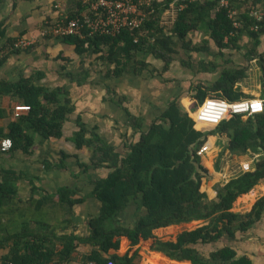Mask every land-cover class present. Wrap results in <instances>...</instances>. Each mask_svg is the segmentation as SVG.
Masks as SVG:
<instances>
[{
	"label": "trees",
	"instance_id": "16d2710c",
	"mask_svg": "<svg viewBox=\"0 0 264 264\" xmlns=\"http://www.w3.org/2000/svg\"><path fill=\"white\" fill-rule=\"evenodd\" d=\"M94 1L67 0L63 12L87 21L92 17L89 7ZM227 2L156 0L148 7L144 24L135 30L125 29L116 36L86 31L84 37H54L75 44L79 55L91 50L100 54L99 59L108 67L107 74L115 76L143 73L150 67L148 59L152 55L163 61V71H167L177 59L188 66L187 57H179L180 51H205L210 59L200 57L196 65L189 63L193 74L218 72L219 77H199L194 81L189 98L197 100L196 110L208 98L236 101L246 96L235 87L245 78L248 67L230 65L225 59L226 50L246 46L247 56L259 57L264 65V53L258 49L264 35V17L258 20L251 14L253 8L264 11V0ZM172 3L177 8L176 17L166 24L163 12ZM235 10L238 14L234 18L231 13ZM235 19L240 26H235ZM195 33L202 35L201 42H194ZM245 36L249 40L242 45ZM15 40L10 42L11 49L22 50L13 49ZM1 61L0 58V64ZM82 74L86 80L90 71ZM43 76V72L36 71L16 82L0 80V96L10 95L31 107L9 124L8 131L0 129V150L6 137L14 142L12 150L29 151L37 140L63 136L64 124L75 109L71 92L65 85L41 84ZM133 118L140 138L126 145L125 154L104 140L96 127L91 128L81 118L77 121L79 129L70 139L78 149H89L91 153L89 162L79 165L85 172L91 168L110 169L106 176L93 180L89 193L81 187L63 186L55 193L24 199L18 195L20 176L0 167V252L7 250L0 264H134L149 251L163 253L169 264H254L228 244L209 254L201 248L215 245L224 235L229 241L235 239L238 231H247L264 213V196L248 213L233 211L238 197L264 179V110L254 115L235 114L214 128L202 129L200 121L177 97L147 129L142 116ZM213 136L226 137L227 148L233 154L258 155L249 170L218 186L215 197L203 189L204 180H209L218 168L205 154ZM92 197L101 204L99 212L89 218L88 233L79 235L74 223L75 208ZM131 207L135 210L128 221L126 212ZM194 220L208 223L181 232L176 241L155 235L158 228ZM80 244L91 246V251L79 258ZM136 246L139 247L130 254Z\"/></svg>",
	"mask_w": 264,
	"mask_h": 264
},
{
	"label": "crops",
	"instance_id": "0c3cea01",
	"mask_svg": "<svg viewBox=\"0 0 264 264\" xmlns=\"http://www.w3.org/2000/svg\"><path fill=\"white\" fill-rule=\"evenodd\" d=\"M57 4H61L60 9L66 11L67 0H0V58L2 59L0 80L16 82L23 77L31 76L36 71H41L44 76L40 83L50 87L65 85L70 90L75 105L74 111L64 124L62 137H51L41 142L37 140L29 151L16 149L4 153L0 150V167L12 169L20 176L17 182L18 195L24 199L55 193L63 186L81 187L85 193H89L93 190V180L109 173L108 168H91L85 172L79 165L81 162H89L91 154L89 149H78L70 139L79 129L77 123L79 118L91 128L96 127L104 140L115 146L117 151L125 154L126 145L140 138L134 116H142L144 128L147 129L152 121L166 110L170 101L179 97L190 114L197 118L190 109V106L197 102L196 99L189 98L192 84L199 77L210 80L219 77L218 72L194 75L189 63L194 62L196 65L200 57L210 59L211 56H207L205 51L198 53L192 50L184 51L188 66L182 65L181 59H177L170 69L163 71V61L152 55L148 59L151 63L150 67L141 74L108 75V67L99 59L100 54L93 50L79 55L75 44L64 43L55 37L42 38V31L58 16L60 9L56 7ZM176 13L177 8L172 3L171 7L163 12V22L172 23ZM19 37L34 38L37 41L27 49L12 50L11 40ZM201 40L202 35L199 41L194 40V42ZM248 40L245 36L241 44L248 43ZM242 47L225 51V59L229 60L230 65L248 67L245 78L238 82L235 88L247 96L242 99L264 100V89L259 90L262 86L257 82L260 69L264 65L259 57L249 58L247 47ZM258 49L260 53H264V35L261 37ZM182 56L184 55H179ZM84 70L90 71L86 80L81 77ZM120 98H123V103H120ZM18 104L22 103L10 95L0 96V129L8 131L9 124L17 120L15 106ZM200 126L202 129L215 127L203 125L201 122ZM205 154L211 164L218 166L214 169L211 178L204 180L203 184V189L211 197L217 195L218 186H224L232 177L245 172L244 165L252 166L258 157L257 154L251 153L240 155L231 153L227 148V138L219 136L211 138ZM263 196L264 179L250 192L238 197L233 211L248 213ZM100 205V202L92 197L76 206L74 223L79 235L88 233V220L99 212ZM134 210L135 207L128 209L126 220L131 221ZM207 223L208 221L205 220H194L177 225H189V228L181 231L183 232L194 230ZM167 227L156 229L155 235L165 241H176L181 232L175 237L162 236L163 229ZM225 244L233 246L239 256L246 255L251 258L254 264H264V213L247 231H238L235 239L229 241L228 236L224 235L215 245H203L201 249L209 254L214 248ZM139 246L134 247L130 254ZM144 247L147 250L145 245ZM128 249L129 247L126 246L124 251L127 252ZM90 251L91 246L80 244L79 258ZM6 253L7 250L1 251L0 259ZM134 264L169 263L163 253L149 251L141 258H137Z\"/></svg>",
	"mask_w": 264,
	"mask_h": 264
},
{
	"label": "built area",
	"instance_id": "2783aa9c",
	"mask_svg": "<svg viewBox=\"0 0 264 264\" xmlns=\"http://www.w3.org/2000/svg\"><path fill=\"white\" fill-rule=\"evenodd\" d=\"M156 0H96L91 3L89 11L92 17L84 20L82 17H70L64 13L57 4L59 10L58 16L51 24L42 31V38L48 37H84L86 31L89 34L113 35L120 34L123 30H135L144 24L149 14L148 7ZM227 4V0H223ZM87 14V13H86ZM238 12L232 11L231 16L236 17ZM251 14L258 20L263 19L264 11L253 8ZM235 26H240V22L235 19ZM258 26H256V29ZM34 38L19 37L13 44V49H27L36 43ZM29 105L18 104L15 106L16 116L22 112L30 110ZM264 110V100L260 98H245L236 101H229L223 98H208L198 107L197 119L203 125H218L223 120L230 118L235 114L254 115ZM14 142L12 138L6 137L1 141V151L8 153L13 149ZM247 171L249 164L244 165ZM86 264H96L89 262ZM107 264H116L109 261Z\"/></svg>",
	"mask_w": 264,
	"mask_h": 264
},
{
	"label": "rangeland",
	"instance_id": "374dc122",
	"mask_svg": "<svg viewBox=\"0 0 264 264\" xmlns=\"http://www.w3.org/2000/svg\"><path fill=\"white\" fill-rule=\"evenodd\" d=\"M193 39L196 40V41H199L201 39V35L196 33L193 35ZM179 55H186V53L182 50L180 51ZM187 56V55H186ZM258 84L262 86V88H260L259 90H263L264 89V67L260 69V75L258 77V80H257ZM264 95V94H263ZM195 104L192 105V107L190 106V109L192 110L191 112L194 114H198V107L196 108V110L193 108ZM196 225V224H195ZM186 228H189V225L186 226H181V225H174L173 227L170 226V227H167L166 229H163V234L162 236H172V237H175L177 235V233L179 234L182 230L186 229ZM187 264H190L188 262H186Z\"/></svg>",
	"mask_w": 264,
	"mask_h": 264
}]
</instances>
